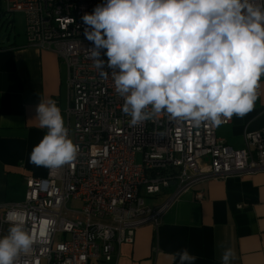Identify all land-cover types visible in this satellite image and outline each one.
Masks as SVG:
<instances>
[{
  "label": "built area",
  "instance_id": "2783aa9c",
  "mask_svg": "<svg viewBox=\"0 0 264 264\" xmlns=\"http://www.w3.org/2000/svg\"><path fill=\"white\" fill-rule=\"evenodd\" d=\"M106 0H0V17H25L26 46L51 50L67 65L74 143L71 166L47 170L25 181L24 200L6 207L25 213L35 237L33 251L17 264L110 263L117 248L134 241L138 227H158L183 195L199 184L264 170V128L245 134L234 148L217 136L218 127L171 120L131 126L124 100L114 88L112 69L94 66L82 17ZM101 50V59L107 62ZM263 76L261 77L262 89ZM260 89V91H261ZM234 116L221 125H229ZM220 125V126H221ZM160 196L164 200L153 204ZM148 199V201H147ZM199 201L203 193L197 194ZM78 204L73 206L72 204ZM109 220L102 222L101 220Z\"/></svg>",
  "mask_w": 264,
  "mask_h": 264
},
{
  "label": "clouds",
  "instance_id": "9594fccd",
  "mask_svg": "<svg viewBox=\"0 0 264 264\" xmlns=\"http://www.w3.org/2000/svg\"><path fill=\"white\" fill-rule=\"evenodd\" d=\"M82 20L94 66L104 77L105 63L113 70L131 126L166 113L196 128L219 127L254 110L264 76V0H106ZM35 112L47 131L29 162L51 171L71 166L80 146L57 102L42 99ZM5 219L10 227L0 237V264H17L33 251L35 237L23 211H8ZM176 257L179 264L197 260L187 248ZM235 257L225 248L222 264Z\"/></svg>",
  "mask_w": 264,
  "mask_h": 264
},
{
  "label": "crops",
  "instance_id": "0c3cea01",
  "mask_svg": "<svg viewBox=\"0 0 264 264\" xmlns=\"http://www.w3.org/2000/svg\"><path fill=\"white\" fill-rule=\"evenodd\" d=\"M23 39L0 42V237L5 209L24 200L27 178H44L48 168L29 162L30 154L46 134L36 118L40 100H55L65 126L74 124L70 107L69 70L51 50L25 45ZM264 128V76L252 112L217 129L227 145L244 148L245 134ZM69 130V128H68ZM73 140L72 131L69 132ZM203 193L199 201L197 194ZM160 196L153 204L163 201ZM231 247L232 264H264V170L233 175L199 184L182 196L158 227L140 226L134 241L117 248L110 263L179 264L173 254L185 248L197 257L194 264H222L221 255Z\"/></svg>",
  "mask_w": 264,
  "mask_h": 264
},
{
  "label": "rangeland",
  "instance_id": "374dc122",
  "mask_svg": "<svg viewBox=\"0 0 264 264\" xmlns=\"http://www.w3.org/2000/svg\"><path fill=\"white\" fill-rule=\"evenodd\" d=\"M0 29L3 30L6 34L9 35L12 39H23L25 33V17L21 13H6L2 17H0ZM229 131L224 129H219L218 137H225V135L229 136ZM148 201V199H147ZM73 206H78V204L74 203ZM102 222H108L109 220H101ZM91 264H99L96 261H92Z\"/></svg>",
  "mask_w": 264,
  "mask_h": 264
},
{
  "label": "water",
  "instance_id": "95a60500",
  "mask_svg": "<svg viewBox=\"0 0 264 264\" xmlns=\"http://www.w3.org/2000/svg\"><path fill=\"white\" fill-rule=\"evenodd\" d=\"M4 42L5 44L9 41V35L3 32L2 29H0V42Z\"/></svg>",
  "mask_w": 264,
  "mask_h": 264
}]
</instances>
